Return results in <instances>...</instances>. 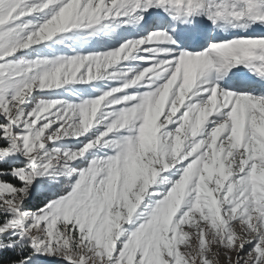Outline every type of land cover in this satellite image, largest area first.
<instances>
[{"label": "snow or ice", "instance_id": "6c2138e0", "mask_svg": "<svg viewBox=\"0 0 264 264\" xmlns=\"http://www.w3.org/2000/svg\"><path fill=\"white\" fill-rule=\"evenodd\" d=\"M0 264H264V0H0Z\"/></svg>", "mask_w": 264, "mask_h": 264}]
</instances>
